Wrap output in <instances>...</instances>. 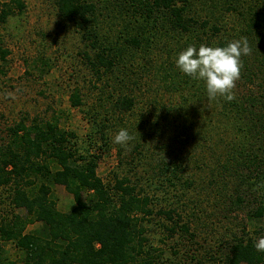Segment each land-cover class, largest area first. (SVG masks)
<instances>
[{"label":"trees","instance_id":"obj_1","mask_svg":"<svg viewBox=\"0 0 264 264\" xmlns=\"http://www.w3.org/2000/svg\"><path fill=\"white\" fill-rule=\"evenodd\" d=\"M210 1L219 13L203 18L191 14L195 0H57L56 6L59 18L79 30L87 42V51L82 56L94 81L100 82L102 77L113 74L127 53L141 48L146 53L150 39L161 37L162 30L174 32L173 38L182 39L187 47L197 49L207 37L203 45L213 46L216 38L215 47L245 37L251 53L241 57L239 81L253 85L255 80H264V0ZM23 9L24 0L0 3V24ZM104 12L107 16L114 13L131 17L137 27L132 33H122L114 42L102 41L96 31V21ZM220 12L236 18L231 22L233 29L226 30L229 26ZM7 54L0 48L2 63ZM2 70L0 65V75ZM176 71L171 77L173 84L176 79L190 78L187 75L180 78L179 70ZM111 93L108 110L112 115L122 117L134 113L137 104L131 90L117 97ZM211 101L215 113L199 115L202 117L199 126L194 123L196 113L190 114L187 119L192 117L187 127L190 134L181 128L187 118L182 109L176 111L174 121L180 131L184 130L185 140L193 138L202 142L207 140L210 127L218 122L221 110L231 116L234 136L226 142L228 151L222 155L211 153V157L215 156L211 177L226 179L232 184L222 180L219 187L225 197V190L230 192L226 202L222 197L226 209L230 213H243L245 222L256 223L255 235L260 238L263 231L264 237V95L251 93L237 96L231 102L222 97ZM69 103L74 108L82 105L77 90L69 96ZM155 104L154 101V107ZM57 119L52 117L46 121L35 117L26 125L24 117L7 129V142L0 144V189L9 191L7 201L11 208L0 211V264H14L3 250V245L8 243L23 255L22 264H162L144 248L146 239L140 228L144 217L152 213L150 196L139 193L126 178L114 181L111 189L116 196H112L96 175L98 156L92 148L97 145V138L105 140V126L95 124L97 118L93 117L86 139L79 141L73 134L59 129ZM129 121V118L124 120ZM125 125L128 132L133 129L132 124ZM193 127L197 128L194 136ZM171 163L165 160L160 164L158 170L162 176L176 175L179 171ZM165 183L158 187L165 189ZM56 185L63 187L73 200L72 208L65 213L57 210L52 198L51 188ZM17 210H23L24 217ZM170 213L165 215L169 217ZM259 221H263V229ZM33 224L35 229L25 232L27 225ZM244 226L227 243L222 242L221 248L217 245L211 256L206 254L192 263L264 264V252L256 251V241L242 235Z\"/></svg>","mask_w":264,"mask_h":264},{"label":"rangeland","instance_id":"obj_2","mask_svg":"<svg viewBox=\"0 0 264 264\" xmlns=\"http://www.w3.org/2000/svg\"><path fill=\"white\" fill-rule=\"evenodd\" d=\"M7 2L0 0V3ZM56 3L57 0H24L23 11H16L0 24V48L8 52L5 62L0 61L3 66L0 144L7 142V129L24 117L26 125L35 117L46 121L58 118L59 129L84 141L90 132L91 120L96 117L95 124H102L106 129L105 140L97 138V145L92 148L93 154L98 156L96 175L112 196L115 195L111 189L114 181L123 178L135 185L139 193L150 196L152 213L144 217L140 228L146 239L144 248L150 251L152 258L162 264H193L196 258L211 256L217 245L221 248L222 242L227 243L225 241L230 240L233 233L239 234L244 225L242 235L256 241L259 238L254 233L256 223L245 222L243 213H230L223 203L222 197L226 202L230 192L225 190V197L220 194L219 187L222 180L230 184L229 181L211 177L215 169V156L211 157V153L222 155L228 151L226 142L234 136L231 116L220 109L218 122L208 128L205 141L185 140L183 135L185 129L191 132L190 127L187 128L192 120L190 117L187 121L191 113H196L194 123L198 125L202 118L199 115L207 116L215 111L214 104L207 99L203 81L185 78L179 71L180 78H184L172 83V75L179 70L175 60L187 48L182 39L173 38L175 33L170 30H162L161 37L150 39L146 53L143 48L127 53L113 74L102 77L100 82L94 81L82 56L87 51V42L79 30L59 18ZM192 3L194 12L191 14L199 18L217 12L215 3L210 0ZM103 14L96 21V31L102 41L112 39L114 42L122 33H132L137 27L131 17ZM220 15L228 23L226 30L233 29L231 22L236 18L221 12ZM216 41L214 38L211 47H215ZM260 80L263 79L255 80L253 85L236 81L235 97L251 93L263 96L264 82ZM75 90L79 92L82 105L74 108L69 96ZM129 90L137 104L134 113L129 114L132 116L112 115L108 110L109 93L117 97L129 94ZM180 109L187 117L182 122V131L174 121ZM128 118L131 122H124ZM125 124H132L129 134L135 137L127 148L113 143L115 134L126 129ZM196 129L193 127L192 135ZM165 160L172 161V167L179 169L176 175L168 172L161 175L158 168ZM186 181L191 184L187 186ZM163 182H166L165 189L158 187ZM51 189L57 210L69 211L73 206L70 194L61 186ZM8 194L7 189H0V202L3 203H0V211L11 209ZM168 211H171L169 217L165 215ZM16 213L21 217L25 215L23 210ZM262 222L258 223L260 228ZM35 227L36 224L27 225L25 232ZM262 232L260 237H263ZM3 250L14 264H22L23 255L12 244L3 245Z\"/></svg>","mask_w":264,"mask_h":264},{"label":"clouds","instance_id":"obj_3","mask_svg":"<svg viewBox=\"0 0 264 264\" xmlns=\"http://www.w3.org/2000/svg\"><path fill=\"white\" fill-rule=\"evenodd\" d=\"M251 48L247 38L233 40L223 47L200 45L188 46L181 51L176 60V67L183 74L204 82L208 100L222 97L231 102L235 99L233 89L240 79L242 68L241 57L250 55ZM135 137L126 129H120L113 138L114 144L125 148ZM254 247L257 252H264V237L256 240Z\"/></svg>","mask_w":264,"mask_h":264}]
</instances>
